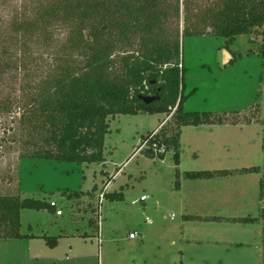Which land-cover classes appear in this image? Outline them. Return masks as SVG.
Instances as JSON below:
<instances>
[{
    "label": "rangeland",
    "instance_id": "rangeland-1",
    "mask_svg": "<svg viewBox=\"0 0 264 264\" xmlns=\"http://www.w3.org/2000/svg\"><path fill=\"white\" fill-rule=\"evenodd\" d=\"M2 2L0 25L7 27L22 0ZM56 33L58 42L64 34ZM180 40L184 94L188 95L183 110L212 111L236 124L184 126L178 166L171 150L163 159H150L141 151L146 145L138 148L141 137L158 129L165 118L164 122L171 121L172 113L109 116L103 162L24 158L31 149L20 123L18 99L26 81L18 71L0 81L1 101L6 104L0 107V194L44 199L62 212L56 216L47 210L24 209L21 232L55 236L65 227L63 233H87L86 237H59L53 249L43 239H0V264H37L36 256L48 257L46 264H240L235 256L243 249L232 244L222 254L210 252L199 221L184 225L182 214L250 216L257 218V224L263 219L264 26L236 36L229 48L224 37L212 34L180 36ZM49 62L44 56L38 64L47 67ZM250 167L259 171L238 172ZM193 170L236 173L208 179L184 177ZM176 182L181 183L180 190L174 187ZM108 192H122L124 199L109 201ZM198 194L219 204L199 207ZM141 195L147 196L145 202L139 201ZM133 231L132 239L128 234ZM259 243H264V233ZM243 247L246 253L255 246ZM249 256L241 264H264L263 258L257 263Z\"/></svg>",
    "mask_w": 264,
    "mask_h": 264
},
{
    "label": "trees",
    "instance_id": "trees-1",
    "mask_svg": "<svg viewBox=\"0 0 264 264\" xmlns=\"http://www.w3.org/2000/svg\"><path fill=\"white\" fill-rule=\"evenodd\" d=\"M19 8L7 27L0 25V81L13 71L22 72L26 81L18 99L20 123L31 149L24 158L103 162L109 116L172 113L171 121L141 137L138 148L146 145L141 151L150 159H163L171 150L178 166L182 127L236 124L212 111L183 110L188 95L184 94L180 36H221L229 48L236 36L264 26V0H22ZM56 32L64 34L58 42ZM44 56L50 59L47 67L38 64ZM155 92L159 99L153 102L138 98ZM3 104L5 107L0 94V107ZM258 171V167H250L238 172ZM232 173L193 170L184 177L208 179ZM179 186L176 182L174 187ZM260 189L263 196V182ZM105 197L109 201L124 199L122 192H108ZM22 209L54 213L56 205L44 199L0 194V239L33 237L20 232ZM261 217L264 219V208ZM230 220L253 222L256 218ZM62 236L42 238L54 248Z\"/></svg>",
    "mask_w": 264,
    "mask_h": 264
},
{
    "label": "crops",
    "instance_id": "crops-1",
    "mask_svg": "<svg viewBox=\"0 0 264 264\" xmlns=\"http://www.w3.org/2000/svg\"><path fill=\"white\" fill-rule=\"evenodd\" d=\"M164 120L161 123H163ZM205 125H207V124H205ZM221 125H226V124H220L219 126H221ZM159 126H158V128H159ZM181 132H182V129H181ZM226 171H228V170H226ZM232 172L236 173L234 171H232ZM249 174H252V172H249ZM229 175H231V174H229ZM229 175H226V176H229ZM180 188H181V183H180V186L177 190H180ZM208 197L209 196H204L203 194L202 195L198 194L197 196H195L196 201H197V206L201 207V205H202V206L206 207V206H211L214 204H219L217 201H214ZM142 202H145V201H142ZM208 202H210V203L208 204ZM183 207H184V205H183ZM22 210H24V209H22ZM22 210L20 213V219H21ZM56 210L57 211L54 212L53 214H55L56 216H61L62 212L60 210L58 211V209H56ZM40 211H42V210H40ZM182 216H183L184 225L186 224L187 226L189 224H191V222H193V221H199V222H197L199 224L198 227H200V230H203L202 233L204 235L206 232V235L208 236L207 241H208L209 245H207V246H208L210 252L222 254L224 251H227V249H228L227 246H229V249H230L232 247V244H234L236 246H239L240 249H243V251L241 252L240 255L235 256L237 263L241 264L243 261L248 262L247 257L249 255H250L249 257L254 258V260L257 259L258 260L257 263L259 262L260 258H263V260H264V251L262 249V248H264V243H259L260 245L258 244L259 238L264 233V219L260 220L261 222H258V224H257L256 222L258 220L256 217H255L256 220H254L253 222H238V221H232L230 219L231 218L244 217V216H216V215L203 216V215H200L198 213L182 214ZM189 216H193L195 218L188 219ZM212 216L219 217V219L218 220L205 219L207 217H212ZM21 224H22V222H21ZM29 227H32V226L29 225ZM62 230H65V227L60 228V234H63L62 237H70V236L73 237L76 235L79 236V233H74V234L69 233L68 234V233H63ZM20 232H21V230H20ZM21 233L24 235H32L33 237L22 238V239H31V240L43 239L42 236L47 235L46 233H41V232L40 233H34V231H30V233H23V232H21ZM243 245L255 246V247L253 248L254 249L253 251H251V252L247 251L245 253L244 252L245 247H243ZM56 246L54 248H56ZM51 249H53V248H51ZM243 258L245 260H243ZM48 260H49L48 257H45V258H42L39 256L35 257V261L37 264H46V262Z\"/></svg>",
    "mask_w": 264,
    "mask_h": 264
},
{
    "label": "water",
    "instance_id": "water-1",
    "mask_svg": "<svg viewBox=\"0 0 264 264\" xmlns=\"http://www.w3.org/2000/svg\"><path fill=\"white\" fill-rule=\"evenodd\" d=\"M138 98L141 99L144 103H150L157 99H159V96L157 92L151 95H138Z\"/></svg>",
    "mask_w": 264,
    "mask_h": 264
},
{
    "label": "built area",
    "instance_id": "built-area-1",
    "mask_svg": "<svg viewBox=\"0 0 264 264\" xmlns=\"http://www.w3.org/2000/svg\"><path fill=\"white\" fill-rule=\"evenodd\" d=\"M147 200V196L146 195H141L140 198H139V201H146ZM129 238H135L136 236V233L133 231V232H130L128 234ZM101 241V238H100V234H98V242L100 243Z\"/></svg>",
    "mask_w": 264,
    "mask_h": 264
}]
</instances>
